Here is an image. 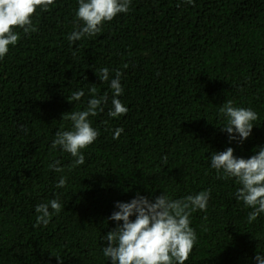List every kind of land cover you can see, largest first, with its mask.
<instances>
[{
	"label": "trees",
	"instance_id": "trees-1",
	"mask_svg": "<svg viewBox=\"0 0 264 264\" xmlns=\"http://www.w3.org/2000/svg\"><path fill=\"white\" fill-rule=\"evenodd\" d=\"M76 0L37 9L36 31L0 60V264H111L101 239L115 222L117 201L140 192L182 198L211 189L207 211L191 214L197 242L185 264H256L264 255V214L249 223L233 180L217 179L211 152L234 149L248 158L264 145V0H132L93 37L71 44ZM123 73L125 115L110 118L112 92L98 70ZM108 95L90 117L100 132L71 171L69 154L53 151L62 119L83 110L88 89ZM85 90L81 101H68ZM232 101L257 120L242 145L221 131L219 109ZM123 128L119 139L113 130ZM59 160L68 182L57 188ZM59 198L63 207L34 227L35 206ZM206 217V219H205Z\"/></svg>",
	"mask_w": 264,
	"mask_h": 264
},
{
	"label": "clouds",
	"instance_id": "clouds-1",
	"mask_svg": "<svg viewBox=\"0 0 264 264\" xmlns=\"http://www.w3.org/2000/svg\"><path fill=\"white\" fill-rule=\"evenodd\" d=\"M180 2L193 5L195 0ZM76 3L74 30L67 37L71 44L97 35L106 22H111L118 14H127L132 0H76ZM54 4L55 0H0V60L9 53L10 46L17 44L19 33L16 29H22L25 34L36 31L34 13L37 9L48 11ZM122 75L116 70L115 77L110 78L108 68L98 70L99 80L107 82L112 92L107 113L110 118H118L128 111L119 99L124 93ZM85 95L84 89H77L68 101L79 102ZM88 95L91 98L83 110L63 115L62 119L70 121V127L58 130L51 143L53 151L59 149L71 156L68 171L85 163L83 150L100 135L90 117L104 112L109 97L107 94L97 97L95 87L88 89ZM219 115L223 120L221 131L227 133L229 143L240 145L251 136L258 118L251 107H237L232 101L219 109ZM123 132V128L114 129L113 139H119ZM253 152L248 158L238 157L232 147H227L209 156L210 168L215 170L217 179L233 180L238 186L235 199L251 209L247 217L249 223L264 214V145L257 146ZM48 168L59 174L55 186L66 187L68 176L61 162L54 160ZM210 198L211 189H205L178 199L166 192L154 197L136 192L128 202L117 201L115 210L107 218L115 222V227L101 238L105 242L101 248L103 256L111 264H185L197 242L196 231L190 226L191 214L206 212ZM62 207L59 198L37 204L34 227H46ZM255 262L264 264V255L257 253Z\"/></svg>",
	"mask_w": 264,
	"mask_h": 264
}]
</instances>
